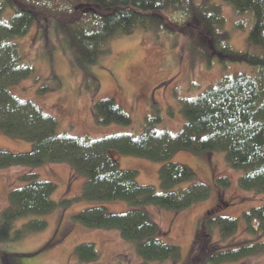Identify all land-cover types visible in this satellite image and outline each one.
I'll return each mask as SVG.
<instances>
[{
    "label": "trees",
    "instance_id": "trees-1",
    "mask_svg": "<svg viewBox=\"0 0 264 264\" xmlns=\"http://www.w3.org/2000/svg\"><path fill=\"white\" fill-rule=\"evenodd\" d=\"M224 2L238 14L250 13L248 42L264 50V0ZM53 18L68 32L70 47L82 68L96 64L114 39L129 36L138 29L168 30L169 24L181 25L188 19L203 22L209 29L215 23L209 9L196 7L192 0H0V131L33 145L28 152L0 149V168L66 163L75 175L86 178L82 198L127 201L130 209L126 212H109L105 206L95 205L75 218L89 228L118 230L146 262H175L182 256L181 247L162 239L161 227L148 207L181 211L210 196L209 186L196 179L192 168L171 161L179 150L223 153L230 169L242 171L239 186L264 194V51L254 54L231 50L233 56L253 68L254 74L224 77L217 86L183 100L181 111L185 123L177 132L158 129L161 119L152 116L146 119L139 137L130 133L99 138L72 136L61 132L59 119L45 112L38 103L11 91L12 86L35 74L34 66L23 56L18 39L28 33L33 23H50ZM50 79L55 88L60 86L57 75H51ZM93 114L102 124L133 123L132 117L112 97L95 101ZM111 150L161 162V190L141 185L138 172L121 168L111 156ZM18 178L22 186L10 191L8 204L0 212V240L46 230L48 222L43 216L59 204L67 206L74 202L73 199L55 202L52 195L57 185L39 180L36 173H25ZM216 183L226 189L230 179L222 176ZM22 218L30 219L17 228L16 223ZM242 221L250 233L257 237L264 235V205L243 212L241 218L220 216L203 220L196 238L197 256L204 257L205 262L221 264L262 252L261 241L223 249L212 242L213 249L208 255L207 245L214 228L225 239L237 232ZM53 244L50 241L45 248ZM75 254L82 262L100 258L93 243L78 245Z\"/></svg>",
    "mask_w": 264,
    "mask_h": 264
},
{
    "label": "rangeland",
    "instance_id": "rangeland-1",
    "mask_svg": "<svg viewBox=\"0 0 264 264\" xmlns=\"http://www.w3.org/2000/svg\"><path fill=\"white\" fill-rule=\"evenodd\" d=\"M192 3L202 10L209 9L215 18L213 27L209 29L203 22L188 19L181 25L169 24L168 30L138 29L129 36L114 39L100 60L87 68L77 65L69 34L57 19L41 25L33 23L18 42L25 60L34 66L35 74L12 86L11 91L22 99L38 103L45 112L59 119L61 132L72 136L99 138L130 133L139 137L146 119L152 116L161 119L158 129L177 132L185 123L181 111L183 100L217 86L224 77L254 74L253 68L233 56L231 50L254 54L264 51L248 42L252 26L250 13L238 14L224 0H192ZM51 75L59 77L58 88L50 79ZM42 87L49 90L41 91ZM105 97L114 98L132 117L133 123L97 122L93 103ZM32 148L31 142L0 131V149L28 152ZM110 154L121 168L136 170L141 185H152L161 190V162L124 155L116 150H111ZM171 161L188 165L194 170L196 179L210 188L208 199L188 209L148 207L152 218L161 227L162 239L181 247L179 261L146 262L118 230L83 225L75 216L84 209L101 205L109 212H126L130 205L122 200L90 201L82 198L86 178L75 175L66 163H47L33 168H0V212L8 204L10 191L22 186L18 177L30 172L36 173L39 180L57 185L52 195L55 202L60 203L63 199H73L74 202L67 206L59 204L43 216L48 222L46 230L18 239L0 240V264H212L197 256L199 224L207 217L241 218L243 212L264 205V194L243 190L238 182L242 171L230 169L223 153L196 154L182 149L173 155ZM222 176L230 179L226 189L219 188L216 183V179ZM29 219H20L17 228ZM209 240L208 255L213 249L212 242L223 249L249 241L264 242V235L257 237L250 233L242 221L234 235L220 238L218 228H214ZM50 241L54 244L45 248ZM82 243H93L100 258L93 262L80 261L75 249ZM221 264H264V250Z\"/></svg>",
    "mask_w": 264,
    "mask_h": 264
}]
</instances>
